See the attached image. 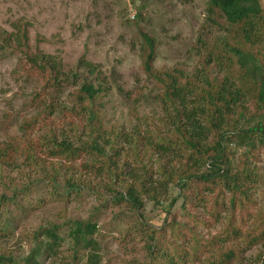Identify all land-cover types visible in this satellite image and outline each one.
<instances>
[{
	"label": "trees",
	"instance_id": "trees-1",
	"mask_svg": "<svg viewBox=\"0 0 264 264\" xmlns=\"http://www.w3.org/2000/svg\"><path fill=\"white\" fill-rule=\"evenodd\" d=\"M17 30L13 48L23 55L27 73L41 78L36 97L54 89L70 92L63 101L45 103L20 125L26 134L40 124L45 157L37 158L32 148H21L17 138L9 136L0 142L2 168L16 167L18 158L26 155L29 167L40 170L42 177L35 182L47 181L60 201L85 192L101 199L103 206L108 203L133 213L144 264H264V212L253 209L256 190L263 183L257 166L259 154L264 155L261 0H206L192 45L198 60L191 69L180 63L156 68L158 42L138 30L140 70L159 91L156 98L165 116L158 127L164 130L132 109L129 115L137 120L133 126L110 125L105 108L115 81L84 58L77 71L62 72L55 59L36 47L31 53L26 25ZM7 38L11 36L3 35ZM116 90L127 95L117 84ZM55 112L61 116L69 112L77 121H67V129L57 130L46 123ZM230 145L242 151L234 161ZM12 189L11 196H0V240L12 233L11 223L3 219H10L7 207L21 206L17 188ZM24 189L18 191L25 195ZM147 204L161 215L160 225L146 218ZM199 227H213L215 234L203 236ZM104 238L93 215L49 222L33 233L25 258L1 250L0 264H41V258L78 264L81 251L87 263L98 264ZM64 242L69 246L67 257L61 252ZM253 249L255 255L245 260Z\"/></svg>",
	"mask_w": 264,
	"mask_h": 264
},
{
	"label": "rangeland",
	"instance_id": "rangeland-1",
	"mask_svg": "<svg viewBox=\"0 0 264 264\" xmlns=\"http://www.w3.org/2000/svg\"><path fill=\"white\" fill-rule=\"evenodd\" d=\"M205 4L206 0H0V142L13 136L21 148L30 147L37 158L45 157L39 141L42 134L40 124L27 130L26 134L22 133L20 125L24 119L28 120L40 111L45 103L52 99L63 101L70 92L68 89H54L46 91L52 96L41 93L36 97L41 89V78L36 73H27L23 55L13 48L14 36L22 25L28 28L31 53L36 47L42 54L55 59L62 72L77 71L79 59L84 58L110 81H115L105 108L110 125L133 126L137 120L129 115V109H132L142 120L164 130L166 128L158 127V120L165 116L156 98L159 91L140 70L138 30L148 32L158 42L156 68H169L180 63L191 69L198 60L192 45L202 22ZM261 4L264 7V0ZM5 34L11 38L4 40ZM116 84L127 92L126 96L117 92ZM71 115L65 112L61 116L55 112L46 117V123L57 130L59 126L67 129L64 123L77 121ZM229 150L235 154L233 161L242 152L234 150L233 145ZM258 160L263 183L256 190L253 209L264 212V155L259 154ZM38 171L29 167L26 155L18 158L16 167L0 166V196H11L12 188L16 187V200L21 205L9 204L6 209L10 219L5 216L3 219L11 223L12 233L0 240V253L5 250L11 256L23 259L38 228L49 222L60 224L67 219H85L93 215L105 233L99 244L98 264H144L142 243L137 227L132 225L133 213L108 203L103 206L101 199L85 192L80 196L73 195L68 201H60L52 194L47 181L35 182L42 177ZM58 181L61 182L60 177ZM32 183L34 185L30 187ZM22 189L26 196L18 191ZM58 191L62 194L61 188ZM145 216L156 226L161 224V215L150 204L145 208ZM128 227H131L130 234L125 236ZM199 230L203 236L215 234L213 227H199L197 232ZM65 232L66 228L61 233ZM68 247L65 242L61 246L65 257L70 254ZM255 253L256 249L246 253L245 260ZM78 257V264H89L85 252L81 251ZM40 261L41 264H57L50 259L44 261L41 258Z\"/></svg>",
	"mask_w": 264,
	"mask_h": 264
}]
</instances>
